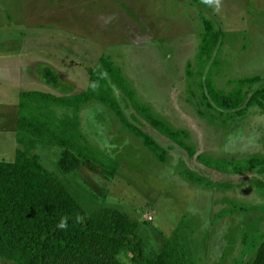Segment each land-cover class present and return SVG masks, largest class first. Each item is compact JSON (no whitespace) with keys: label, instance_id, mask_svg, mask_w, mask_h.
Here are the masks:
<instances>
[{"label":"rangeland","instance_id":"obj_1","mask_svg":"<svg viewBox=\"0 0 264 264\" xmlns=\"http://www.w3.org/2000/svg\"><path fill=\"white\" fill-rule=\"evenodd\" d=\"M209 28L223 33L214 53L218 66L212 59L200 75L197 55ZM105 56L143 103L188 133L184 141L194 154L153 128L114 84L125 115L165 149L164 159L98 101L79 112L53 110L61 122L78 121L83 136L115 169L83 159L64 174V148L41 138L32 154L87 212L136 220L147 259L156 260L180 233L196 264H250L264 243V166L236 168L264 157V110L223 109L206 83L211 71L227 94L235 87L231 81L253 76L260 81L247 94L264 88V0H0V161L14 162L23 148L17 142L20 94L83 93L90 70ZM200 156L230 164L219 170ZM187 170L209 185L192 181ZM120 259L135 264L126 250Z\"/></svg>","mask_w":264,"mask_h":264},{"label":"trees","instance_id":"obj_2","mask_svg":"<svg viewBox=\"0 0 264 264\" xmlns=\"http://www.w3.org/2000/svg\"><path fill=\"white\" fill-rule=\"evenodd\" d=\"M223 33L207 29L202 34L197 58L199 73L214 58ZM90 86L75 95H53L40 91H26L20 94L19 132L17 142L23 147L17 151L14 162L0 161V257L3 264H125L120 255L125 250L132 254L135 264H196L195 255L186 238L177 233L174 239L156 259H147L143 244L138 240L139 223L124 214L108 211L87 212L72 197L64 183L48 172L37 154L38 138L61 145L64 149L59 159V168L64 174L77 170L83 159L115 169L113 160L101 149L93 146L79 130V122L67 118L65 122L56 119L53 107L82 110L92 101L101 102L113 111L135 136L164 159L167 152L149 134L134 125L125 115L115 94L116 85L131 101L132 107L153 128L173 142L194 154V149L185 143L188 133L172 127L153 108L143 103L130 84L122 69L110 57L101 58V66L90 70ZM258 76L231 81L232 92L217 88L212 72L207 76V85L214 100L223 109L245 113L253 105L264 110V88L252 95L245 91L257 84ZM205 97L210 98L204 88ZM206 165L227 170L229 161H211L199 157ZM235 166V165H234ZM264 166L263 156H254L236 169H255ZM184 175L198 184L205 179L191 170ZM61 222L67 224L60 228ZM250 264H264V243L258 249Z\"/></svg>","mask_w":264,"mask_h":264},{"label":"clouds","instance_id":"obj_3","mask_svg":"<svg viewBox=\"0 0 264 264\" xmlns=\"http://www.w3.org/2000/svg\"><path fill=\"white\" fill-rule=\"evenodd\" d=\"M60 228H66L67 227V224L65 222H61L60 225H59Z\"/></svg>","mask_w":264,"mask_h":264}]
</instances>
